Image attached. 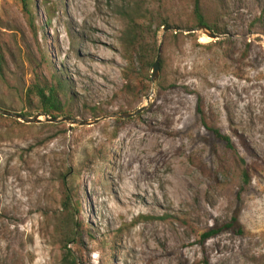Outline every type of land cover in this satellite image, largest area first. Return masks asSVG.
Instances as JSON below:
<instances>
[{
    "label": "rangeland",
    "instance_id": "rangeland-1",
    "mask_svg": "<svg viewBox=\"0 0 264 264\" xmlns=\"http://www.w3.org/2000/svg\"><path fill=\"white\" fill-rule=\"evenodd\" d=\"M194 1L35 0L32 16L21 0H0V104L26 112L32 78L54 69L69 80L78 119L104 117L90 126L0 117V264H63L53 229L65 183L81 264H264V0H201L228 43L168 37L154 82L157 54L149 66L137 54L127 69L129 16L152 12L190 29ZM199 99L246 159L249 184L239 155L201 123Z\"/></svg>",
    "mask_w": 264,
    "mask_h": 264
},
{
    "label": "trees",
    "instance_id": "trees-1",
    "mask_svg": "<svg viewBox=\"0 0 264 264\" xmlns=\"http://www.w3.org/2000/svg\"><path fill=\"white\" fill-rule=\"evenodd\" d=\"M23 4L24 11L27 14H33L32 4L35 0H21ZM33 16V15H32ZM129 24L126 30V50H127V69L131 70L134 68V65L137 61V54L140 58H143L146 61V64L149 66L153 58L158 51V39H155L158 35V30H160L165 25H171L169 19H163L159 21L152 12H147L144 16L140 14H134L129 16ZM193 26L196 27L199 24H205L209 26L214 32L218 34H227V27L216 22L213 24L209 23L208 17L203 11L202 1L195 0L193 8ZM180 26V25H179ZM185 29L184 27L180 26ZM152 33L153 40L145 43V36L148 33ZM168 37L171 38V41L178 43L180 39L187 37H195L194 33L185 34L184 32L169 31L163 35V39L159 44L162 48L166 44ZM197 40V38H195ZM228 39L217 40L215 45H223L228 43ZM161 65L164 67L165 61L160 60ZM6 64V54L3 48L0 45V79H6V71L4 65ZM25 97L27 103V111L22 113L25 116L31 117L35 113L46 114L53 118H60L65 116H70L77 118L78 115L71 110V105L75 104V96L72 93L70 88L69 80L65 76L62 70L50 69V75L45 76H35L32 78L29 86L25 90ZM0 108L7 109L4 105L0 104ZM11 110V109H7ZM13 111V110H11ZM198 114L201 119L203 126L210 132H212L218 139H220L224 144L226 149L236 153V156L239 155L240 163L242 164V175L241 178L245 184L251 182V171L249 165L244 157L240 155L238 149L235 146L232 138L223 133L219 128L213 127L208 121L206 114L202 108V102L199 99L198 102ZM0 117H4L0 114ZM43 125H53L52 123L43 124ZM66 182V181H65ZM72 187L66 185L65 183V197L62 200V216L56 222L54 226V234L59 239L58 243L64 251L62 263L63 264H81L77 257L72 252L70 245L73 242L74 237L77 234L78 224L75 222V203L72 197ZM237 217L233 218L231 222L228 223V227L235 228V222ZM224 227H219L211 230L207 234H204V237H211L225 229Z\"/></svg>",
    "mask_w": 264,
    "mask_h": 264
},
{
    "label": "water",
    "instance_id": "water-1",
    "mask_svg": "<svg viewBox=\"0 0 264 264\" xmlns=\"http://www.w3.org/2000/svg\"><path fill=\"white\" fill-rule=\"evenodd\" d=\"M164 34L167 31H174L175 33L183 31L185 33H195V32H201L202 34H204L207 37L213 38V39H221L226 37V34H218L216 32H214L209 26L205 25V24H199L198 26L194 27V28H190V29H183L178 25H165L162 27ZM160 55H161V47H159L158 49V53L156 56V59L152 65L153 67V73H152V80L153 82L156 80L157 76H158V72L160 70ZM148 103H149V98H147ZM147 106H143L140 108H137L134 111L131 112H124V113H117V114H113L109 117H119V118H129V117H133L138 115L139 113L143 112L146 109ZM0 114L7 116V117H12V118H16L22 122H25L27 124H31V123H43V122H48V123H61V122H69L71 124H78L81 126L84 125H93L98 123L101 119H103L104 117L100 118V119H95V120H80L78 118H73L70 116H65V117H60V118H53L50 117L46 114H42V113H37L34 116L28 117L25 116L24 114L20 113V112H16V111H11V110H7V109H3L0 108ZM41 116H44V119L41 118Z\"/></svg>",
    "mask_w": 264,
    "mask_h": 264
},
{
    "label": "bare ground",
    "instance_id": "bare-ground-1",
    "mask_svg": "<svg viewBox=\"0 0 264 264\" xmlns=\"http://www.w3.org/2000/svg\"><path fill=\"white\" fill-rule=\"evenodd\" d=\"M137 193V192H136Z\"/></svg>",
    "mask_w": 264,
    "mask_h": 264
}]
</instances>
